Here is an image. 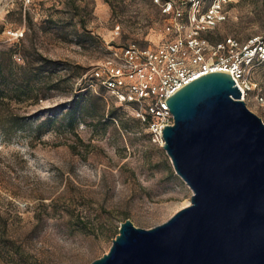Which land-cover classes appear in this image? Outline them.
Instances as JSON below:
<instances>
[{"label":"rangeland","instance_id":"1","mask_svg":"<svg viewBox=\"0 0 264 264\" xmlns=\"http://www.w3.org/2000/svg\"><path fill=\"white\" fill-rule=\"evenodd\" d=\"M211 2L0 0V264H89L127 218L151 228L190 204L164 147L93 71L114 49L188 39ZM225 9L198 36H264V0ZM255 75L264 89V64ZM247 106L264 120V104Z\"/></svg>","mask_w":264,"mask_h":264},{"label":"water","instance_id":"2","mask_svg":"<svg viewBox=\"0 0 264 264\" xmlns=\"http://www.w3.org/2000/svg\"><path fill=\"white\" fill-rule=\"evenodd\" d=\"M227 71H209L167 99L163 145L191 202L151 228L127 218L89 264H264V120Z\"/></svg>","mask_w":264,"mask_h":264},{"label":"built area","instance_id":"3","mask_svg":"<svg viewBox=\"0 0 264 264\" xmlns=\"http://www.w3.org/2000/svg\"><path fill=\"white\" fill-rule=\"evenodd\" d=\"M230 1L212 0L200 18L194 14L190 19L194 30L188 39L178 38L156 48L132 43L114 49L104 63L95 66V78L119 102L133 107L147 124L152 142L163 146L164 128L174 122L166 99L209 71L229 72L246 104L252 96L264 104V89L255 75V68L264 64V36L250 37L244 43L229 37L214 44L198 36L227 19L225 5ZM172 5V1L165 2L164 11L169 12ZM183 26L175 21L168 29L181 30ZM187 48L194 51L191 57Z\"/></svg>","mask_w":264,"mask_h":264},{"label":"trees","instance_id":"4","mask_svg":"<svg viewBox=\"0 0 264 264\" xmlns=\"http://www.w3.org/2000/svg\"><path fill=\"white\" fill-rule=\"evenodd\" d=\"M1 73H2V71H0V76H1ZM23 75H24V77H25V72H24V74H23ZM2 91H3V90L1 89V90H0V93H1ZM68 120H69V121H70V123L72 124V119H71V117H69V118H68Z\"/></svg>","mask_w":264,"mask_h":264}]
</instances>
